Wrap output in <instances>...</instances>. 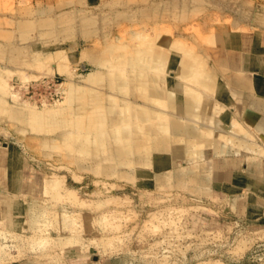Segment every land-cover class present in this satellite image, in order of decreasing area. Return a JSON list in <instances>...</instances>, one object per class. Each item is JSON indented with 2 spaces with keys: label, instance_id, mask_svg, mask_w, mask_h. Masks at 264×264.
Returning <instances> with one entry per match:
<instances>
[{
  "label": "bare ground",
  "instance_id": "bare-ground-1",
  "mask_svg": "<svg viewBox=\"0 0 264 264\" xmlns=\"http://www.w3.org/2000/svg\"><path fill=\"white\" fill-rule=\"evenodd\" d=\"M192 4L193 0H166L162 2L161 6L149 4L148 7H150L146 8L142 5L138 10H134V7H128L127 1L123 2L122 5L126 6L125 9L114 11L113 15H110L113 21L124 20L132 24H140L141 29L132 30L131 34L148 39L143 47L132 46L129 48L130 45H126V49H129L128 54H122V51L116 50L119 48V44H113L109 33H101L100 21L109 19L110 16L108 14L102 16V12L95 13L89 10L87 7L93 5L92 3L87 2L86 9L76 8L73 10L75 13H72L70 17L54 15L50 20L53 30H58L61 24H69L75 27L76 35L80 39L87 41L88 38L101 36L106 45L104 51L113 56V62L109 67L115 69H110L106 74H102L98 70L103 66L99 50L79 51L74 47L76 46L74 43L71 49L73 53L69 56L72 59H79V61L93 65L95 70L83 76L79 83H75L73 79L75 73L70 71L66 65L60 64V72L68 74V80L62 82L64 107L52 105L39 109L31 102H18V94L11 88L9 80L16 73L22 72L20 67L25 64V60L23 61L21 56L23 51L15 49V45L18 47L16 43H12L13 48L0 45V53H3L4 62L0 67V115L6 116L8 124L24 136V143L27 147L32 150L40 149L41 152L43 150V154H47L50 150H59V154L65 162L63 166H66L67 163L66 168H68V164H74L80 173L109 174L108 177H123L129 180L130 177L122 174L123 172L115 171V168L126 170L131 168L137 178L151 179L152 184L170 185L171 183V185H176L170 181L182 180L185 183L189 180L200 198V196L203 197L211 193V183H222L223 181L225 183L229 170H233L232 181L237 178H245L250 181L249 183L253 181L252 185L248 184L249 187L255 189L256 193H260L263 191L264 183L261 178H264V175L259 158H248L249 163L254 166V173H248L247 167H242V170L238 171L239 163L231 165V162L227 163L224 161L225 159L220 160L222 162L216 166H210L206 162V158L209 154L224 158L222 156L228 154L227 142L230 141H233L235 146L233 150L235 154H253L254 152H257V155L264 154V152L258 151L256 142L259 138L264 143V77L255 73L249 74L243 70L242 65L234 73L231 70V73L229 71L231 66H237L239 60L235 61L228 55H217L213 59L210 52L203 50L193 52L185 48L186 41L188 38L191 39L189 35L180 32L177 37L174 33L170 35L168 31L162 33L161 25L165 21L176 29L178 24L188 21L198 12L206 10L200 5L190 6ZM220 5L213 4L212 6L215 11H219L222 9ZM240 6H232L228 0L225 2L224 8H227L223 10L232 15L228 16V19H224L225 22L218 18V22L215 23L218 27L213 26V31L208 38L210 41L220 44L223 41V46L227 43L231 47L234 43L233 40L224 38L223 33L230 29L246 30L237 26L240 19H249L251 24H255L256 21L264 23V19H260L259 13L246 16ZM19 12L20 16H16L14 20L16 36L25 35L36 24L41 28L48 26V23L42 24L38 17L35 21L21 19L22 16L31 13L27 9ZM36 12L43 13V9H37ZM146 25L152 26L146 29ZM152 32L156 34L155 41L150 42L149 40L153 38ZM55 34L57 33L50 31L43 36L49 38ZM162 34L165 36H161ZM56 46H61V43L57 42ZM35 54L40 55V53ZM59 56L64 57L63 54ZM45 58L46 56L43 58L38 56L30 62L32 65L40 67ZM251 60L247 59L246 64L252 66ZM243 61H240L241 64ZM120 69H124V75L121 74V71L118 73ZM159 71H166L172 75L169 79L155 78L154 73ZM198 75L201 78L197 79ZM102 81H104V90L99 85ZM192 82L196 83L195 86L191 85ZM219 99L226 105H222L218 101ZM236 117L244 119L247 124L239 123ZM154 121L157 125L154 124ZM25 125L29 126L28 129L25 128ZM31 131H35L36 134H32ZM221 140L224 141L222 144ZM203 145H207L209 149L202 147ZM211 146L212 148H210ZM64 147H67L66 150ZM70 147L75 151L72 158L65 153L68 149L71 151ZM88 157H91L93 168L85 165L84 160H79V158L87 160ZM96 158L98 161L95 160ZM103 160H110L109 166L102 167L99 162L102 163ZM161 162L172 167L174 165L181 167L177 170L173 169L166 176L162 174L157 176L148 171L152 166ZM193 162L195 165L190 166ZM205 163L207 167H205ZM157 168L160 167L157 166ZM64 180V176L58 172H50L43 178L42 199H50L52 201H48L50 204H43V201L46 202L47 199H43V201L41 199V203L35 197L29 198L27 195L21 194L22 197L23 195L28 197H25L27 198L24 201L25 206L21 205L22 202L15 195H2L0 210L3 218L2 221L0 220V225L26 217L29 220L26 222H30V224L27 223L25 229L30 228L33 231L32 227L35 226V221L37 223L41 219L49 217L50 220L48 218L47 221L46 219L41 220L42 223L50 221V224H55L63 231L72 225L73 217L77 216L75 213L92 211L102 205L101 202H97V204H90L91 207L87 209V202L81 200L74 188L66 187ZM242 200L233 202V206L238 211L243 210ZM36 205H38L37 209ZM34 208L36 210L41 208L44 213L41 210L37 213ZM196 208L201 207L197 205ZM24 210L29 213L27 215L19 213ZM11 211H16V216L7 215ZM23 223L25 224V222ZM9 224L11 225V222ZM44 226L42 233L38 234L39 231L36 236L35 232L33 233L35 235L28 236L27 240H34V242L42 244L48 240V233H43ZM95 232L99 231L95 230ZM5 234L0 237L3 236L6 239ZM102 235L99 236L100 243L109 240L108 236ZM96 236H92L94 241H96ZM56 240H59V243L75 242L71 236L62 237L61 234ZM30 242H28L29 245ZM82 245H79L78 249L85 248V245L84 247ZM248 246L246 242H243L241 251L244 252ZM6 248L5 244H0V264L5 263L10 254L6 256L8 253H6ZM32 258L27 257L26 264H31L29 259Z\"/></svg>",
  "mask_w": 264,
  "mask_h": 264
},
{
  "label": "rangeland",
  "instance_id": "rangeland-1",
  "mask_svg": "<svg viewBox=\"0 0 264 264\" xmlns=\"http://www.w3.org/2000/svg\"><path fill=\"white\" fill-rule=\"evenodd\" d=\"M125 1L128 2L129 8L134 7V10H138L142 5L146 6V8L150 7H148L149 4L161 6L162 2L166 0H159V2L158 0H0V45H7L13 48L12 43L18 44V47L15 45V49L23 51L21 56L22 60H25V64L20 67L22 72L16 73L9 80L11 88L18 94V102H31L39 109L52 105L54 107H64L62 95L64 86L62 82L68 80V74L60 72V64L66 65L70 71L75 73L73 76L75 83H79L83 76L95 70L93 65L85 61H79V59H72L69 56L73 53L71 49L74 43H76L74 47L79 51L91 52L93 49L99 50V56L103 59V66L99 67L98 70L102 74H106L110 69L115 70L109 67L113 62V56L109 52L106 53L104 51L106 45L101 36L88 38L86 41L77 37L76 29L72 25L61 24L58 30H53L50 20L54 15L70 17L72 13H75L73 10L76 8L86 9L87 2L93 4L87 7L89 10L95 13L102 12V16L106 14L110 16L113 15L114 11L125 9L126 6L122 5ZM226 1L193 0V4L190 6L200 5L205 7L206 10L198 12L190 20L178 24L179 26L177 25L176 29L165 21L161 25L162 33L168 31L170 35L174 33L177 37H179L180 32L189 35L192 40L188 38L185 48L193 52L197 50L210 52L209 50L212 46L222 47L223 41L220 44L208 39L211 31H213V26L206 32L202 31L198 24V18L205 17L210 21H214V23L218 22V18L224 21L223 18L226 19L227 15H222L220 9L215 11L212 5L221 4L220 6L223 7ZM228 1L236 7H238V4L245 6L246 9L239 5L246 16L255 13L252 12L255 10L254 3L256 5L259 4V7H264V0ZM36 8L43 9V13H37ZM23 9H27L31 13L27 16H22L21 19L35 21L38 17L42 24L48 23V26H42L41 28L36 24L25 35L22 34L23 39L21 40L22 35L16 36V33L14 34V29H16L14 20L16 16H20L19 11ZM231 15L228 14V16ZM261 18L263 16H260ZM100 22L101 33H109V38L112 39L113 44H119L120 49L116 50L118 52L122 51V54L129 53V49L125 47L126 45H130L129 48L132 46L143 47L145 41L148 40L144 36L142 39L139 35L133 36L131 34L132 30L141 29L140 24L136 25L124 20L114 22L112 16ZM146 26L145 28L147 29L152 25ZM216 27L218 26L216 25ZM245 29L243 31H248L247 28ZM50 31L57 34L49 38L43 36ZM234 32V29L224 32V38H231L230 36ZM151 34L153 38L149 41L153 42L156 34L155 32ZM161 36H165V34ZM57 42L61 43V46H56ZM35 53H40V55ZM60 54H63L64 57H60ZM2 55L3 53H0V67L4 63ZM217 55L218 53H212L211 57L214 59ZM38 56L40 58L46 56L44 63L40 67L32 65V62H30V60ZM123 70L120 69L118 73L121 71V74L124 75ZM171 75V73L166 71L154 73L155 78L159 77L160 79H169ZM196 77L197 79L201 78L200 75ZM103 83L104 81L99 84L102 89ZM195 84V82L191 83L193 86ZM218 101L222 105H226L221 99ZM236 116L238 117L237 114ZM237 117L236 120L239 123L247 124L244 119ZM7 119L6 116L0 115V163H8L10 166L16 167V173H20L24 179H29L32 188L36 190L33 197L42 203L43 199H45H42L43 178L50 172H58L64 176L65 186L74 188L81 200L87 202V209L92 204H97V202H101L102 205L98 209H92V211L86 209L87 211L83 213H75L77 216L73 217L72 225L66 227L63 231L58 226L56 227L55 224H50L49 220L51 218L49 217H47L49 223L46 222L47 218H44L48 224L42 223L44 219L37 223L35 221V224H33L36 228H34L35 226L32 227L34 232L30 228H27L28 232L25 229L30 224V222H26L29 221L26 217L17 219L15 222L10 221L11 225L9 224L10 222H6L7 224L1 223L0 229L4 232L0 230V236L6 233L7 238L0 237V240H2L0 244H5L7 247L6 253H8L6 256L10 253L7 258L5 256L6 261L2 264H26L27 257H33L29 259L31 264H69L64 254L67 250H79V260H86L88 257L87 260L91 262L101 260L100 264H264V185L263 191L256 193L255 189L253 190L248 185H252L253 181L249 183L250 181L245 178H237L230 185L225 184L226 182L224 183V181L222 183L215 182L210 185L211 193L199 198L197 191L193 189L194 186L189 183V180L185 183L182 180L170 181L176 185H171V183L170 185L152 184L151 179L137 178L136 173L131 168L127 170L115 168V171L123 172L122 174L130 177L129 180L123 177H108L109 174L80 173L74 164H68V168H66L67 163L66 166H63L65 162L60 156L59 150H50L47 154H43V150L41 152L40 149L32 150L27 147L24 143V136L11 127ZM154 124L157 125L155 121ZM28 127V125H25L26 129ZM31 133L36 134L35 131H31ZM240 134H243V132H240ZM223 142V140L220 141L221 144ZM256 142L258 151L264 152L262 140L257 138ZM67 147H64V149ZM202 147L209 149L207 145ZM234 149L233 141L227 142L228 154L222 156L224 158L209 154L206 162L210 166H216L222 162L220 160L225 159L224 161L227 163L231 162V165L239 163L238 167L240 169L238 168V171L242 170V166H246L248 173H254V166L249 163L248 158L255 157L259 158L264 175V154L257 155V152L253 154H235ZM67 151L65 153L71 158L75 155V151L72 148L71 151L73 153L70 150L71 153ZM79 160H84L85 165L94 167L91 157H88L87 160L85 158H79ZM95 160L98 161V158ZM99 164L102 167L105 165L109 166L110 160L99 162ZM192 165H195V163H191L190 166ZM204 165L207 167L206 163ZM157 166L160 168H157ZM176 166L172 167L161 162L152 166L148 171L157 176L159 174L166 176L173 169L177 170L181 167L180 165ZM232 171L229 170L228 173H232ZM209 177L211 178V175ZM261 181L264 183V178H261ZM25 197L27 196H16L22 202L21 205L26 204L24 201L28 197ZM240 199H243L244 205L243 210L238 211L233 206V202L235 200L239 202ZM48 201L50 202L51 200L47 199V203L43 201V204H48ZM197 205L201 208L197 209ZM37 206L35 207L36 209ZM58 206L61 207L60 205ZM35 208L34 210L37 213L40 210L44 213L43 209L39 208L36 210ZM16 213V211H11L7 215L16 216ZM19 213H26L27 215L29 211L24 210ZM2 218L3 214L1 213V221ZM50 225H54V227ZM43 226L49 229L47 231L44 228L43 233H48L47 236L51 237V240L48 238L43 244L36 240V242L27 240L28 236H34L35 234L33 233L35 232L36 236L42 233ZM95 230L99 232H95ZM59 234L62 237L71 236L75 239V242L59 243L60 241L56 240ZM100 234L108 236L109 240L105 243H100ZM95 235H97L95 237L97 242L93 238ZM52 239L55 240L53 241ZM22 241L24 242L22 243ZM30 241L33 242L31 243ZM28 242H30V245ZM243 242L249 245L244 252L241 251ZM79 245L83 247L85 245V248L78 249ZM40 247L43 248L41 249ZM72 264H77V262Z\"/></svg>",
  "mask_w": 264,
  "mask_h": 264
},
{
  "label": "crops",
  "instance_id": "crops-1",
  "mask_svg": "<svg viewBox=\"0 0 264 264\" xmlns=\"http://www.w3.org/2000/svg\"><path fill=\"white\" fill-rule=\"evenodd\" d=\"M255 4V10L252 12L259 13L260 16L264 18V7H259V4ZM240 5V4H238ZM237 5V6H238ZM242 5V4H241ZM234 6V4L232 5ZM243 6V5H242ZM235 7V6H234ZM246 9L245 6H243ZM227 7L220 9L221 14L226 16L227 11H223ZM263 11V12H262ZM228 17V15L226 16ZM199 26L202 31H208L212 26H214V21H210L205 17H199ZM225 19V18H223ZM246 22V23H245ZM238 27H242L241 29L247 28L248 31H243L238 29L235 31L230 37L233 40V45L229 47L226 43L225 46L222 47H210V54L218 53V56H231L235 61L239 60V64L237 66H231L230 72L234 73L238 67H243V70L250 73H255L260 77H264V23L263 22H254L255 24H251L249 19H240L237 22ZM255 26V27H254ZM244 27V28H243ZM230 31V30H229ZM233 32V31H232ZM253 39V40H252ZM227 51V52H226ZM250 52V53H249ZM176 57V55H175ZM251 60L253 65L249 66L246 64V60ZM244 60V61H243ZM240 61H243L241 64ZM233 67V68H232ZM231 72V73H232ZM228 167V166H227ZM226 167V168H227ZM246 168V166H242ZM232 175L233 173H229L226 178V184L230 185L232 183ZM15 179V180H14ZM15 186V187H14ZM0 198L2 195H15L19 196L21 194L27 195L29 198L35 195V191L32 188V185L29 179H24L21 177L20 173H16V167L10 166L8 163H0ZM7 188V189H6ZM2 190V191H1ZM2 192V193H1ZM0 219H1V210H0ZM79 250H67L65 251V258L69 261V264L77 262V264H100L101 260L98 261H88V257L86 260H79L78 254ZM77 257V258H76ZM76 258V259H75ZM75 261V262H74Z\"/></svg>",
  "mask_w": 264,
  "mask_h": 264
}]
</instances>
